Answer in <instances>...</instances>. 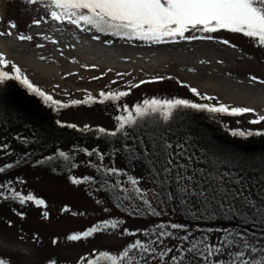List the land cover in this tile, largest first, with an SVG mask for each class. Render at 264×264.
I'll return each mask as SVG.
<instances>
[{
  "label": "snow or ice",
  "instance_id": "obj_1",
  "mask_svg": "<svg viewBox=\"0 0 264 264\" xmlns=\"http://www.w3.org/2000/svg\"><path fill=\"white\" fill-rule=\"evenodd\" d=\"M27 6L38 9L37 18L31 19L34 26L41 25L45 19L57 24L67 22L84 31L111 34L129 41L139 40L161 44L177 40L216 39V33L225 31L240 34L258 48L264 49V0H22ZM0 23L3 19L0 18ZM51 26V23L49 24ZM203 34V35H198ZM19 41H31V35L19 32L16 21L9 20L7 27L0 31V37L14 36ZM45 40L49 37L44 35ZM220 43L235 47L227 39ZM43 47V45H37ZM43 59V57H41ZM222 62V61H221ZM11 68V71L6 69ZM119 75V74H118ZM99 79V77H93ZM158 79H163L158 78ZM16 82L30 95L39 97L45 105L59 111L71 106L112 103L120 114L114 116L113 130L103 126L93 130L89 125L79 129L81 132L99 134L101 139L115 138L116 146L107 153L108 160L120 154L127 165L117 168L106 165L105 154L98 148L80 149L89 157L86 166L95 168L99 174L98 188H108L115 194L116 207L128 212L130 216L148 215L160 217L170 210L183 211L193 221L192 225L180 222H160L149 229L122 228L121 219H104L87 230L67 235L71 242L84 241L96 235L119 231L122 236L131 237L116 254L107 250H97L80 258L78 264H264V235L248 233L228 227H209L203 229L199 221L240 219L243 224L264 225V167L259 175H247L246 159L220 167H196L192 155L187 153L184 144H173L165 134L162 124L168 125L181 110L206 112L212 115L239 117L255 110L248 107H230L217 103H196L189 99L172 98L144 99L134 105L120 104L129 91L101 90L97 99L91 93L83 100L73 99L62 103L42 90L26 75L16 63L0 52V86L6 82ZM253 84L264 85L255 75L249 77ZM113 83H116L113 81ZM147 83L141 80L139 84ZM58 87V86H57ZM131 88L139 87L132 84ZM190 92L205 101L213 96L201 95L195 87ZM264 122V115L249 121L252 125ZM61 127L77 129L76 124H63ZM231 136L240 138L264 137L262 130H231ZM21 148L27 143L20 138ZM0 152L13 155L7 143L0 144ZM27 152L14 163L0 164V176H6L14 167L27 158ZM95 157V162L92 161ZM59 159L71 169L78 165L72 156L58 151L55 157L48 156L37 160V164L50 163ZM184 161V162H182ZM141 167V176L132 173ZM131 169V170H129ZM109 178L112 179L111 183ZM73 185L95 184L92 176H69ZM22 180H0V200L18 204L21 208L34 205L41 211L42 219H49L44 199L16 188ZM143 185V186H142ZM150 185L151 187H148ZM100 203V201H97ZM108 212V208L103 209ZM15 211V209H14ZM65 213L69 209H62ZM74 215L77 213H73ZM21 219L26 218L23 211H16ZM8 226H13L9 220ZM23 230L21 229V232ZM143 235L144 239L139 237ZM23 239V236L20 237ZM33 240H38L33 236ZM58 241L53 239L52 244ZM0 264H11L10 259L0 256ZM50 264L54 262L50 261Z\"/></svg>",
  "mask_w": 264,
  "mask_h": 264
},
{
  "label": "rangeland",
  "instance_id": "obj_2",
  "mask_svg": "<svg viewBox=\"0 0 264 264\" xmlns=\"http://www.w3.org/2000/svg\"><path fill=\"white\" fill-rule=\"evenodd\" d=\"M38 11L25 5L22 0H0V18L3 19L0 31L7 27V22L11 19L17 22L19 32L33 37L31 41H19L15 35L0 37V52L16 63L34 84L54 99L70 104L73 99L83 100L89 93L98 99L99 92L103 90L129 91V96L120 101L121 105H134L154 97L184 98L196 103H222L230 107H248L255 110L254 113L239 117L225 115L222 121L230 131H264V122L259 125L249 123L257 116L264 115V85L249 81V77L253 75L264 80V49L258 48L240 34L221 31L214 34L216 39L211 41L177 40L153 44L139 40L129 41L111 34L96 33L95 30L84 31L83 27L77 28L67 22L57 24L45 19L41 25L34 26L31 19L37 18ZM44 35L49 39L45 40ZM224 39L229 40L235 47L219 42ZM38 44L43 47H37ZM6 70L11 71V68ZM161 77L163 79H158ZM141 80L147 83L139 84ZM132 84H138L139 87L131 88ZM192 87L201 95L216 99L202 100L190 92ZM23 94L27 99L25 104L35 106V98L39 97L26 91ZM19 95L21 97L22 93ZM41 105L46 109L43 113L44 119L49 120L46 121L48 124L45 129L50 130L53 125L62 128L57 123L61 121L65 125L76 124L75 130L79 131L78 134L70 133L75 130L64 127L67 134L56 136L57 141H46L45 138L55 139L47 137L44 124H14L15 119L11 113L15 111L1 105L0 117H3L1 112H5L8 118L5 116L0 120V144L7 143L14 154L4 155L0 152V164L14 163L24 148L34 145L35 152H39L35 162L41 160V156L47 152L64 151L69 154L71 150L73 154L70 156H80L73 160L78 166L71 169L69 175L65 172L67 166L63 172H59L46 165L34 166L22 161L19 167H14L6 176H0V180H22L23 184H17L16 188L22 193L30 192L36 198L44 199L49 212V219L45 220L41 217L44 209L34 205L13 208L8 202H0V256L10 259L11 264H44L46 261H53L54 264H78L81 257L97 250L118 252L129 240L128 236H122L119 231L78 242L66 239L67 235L87 230L104 219H121L124 221L122 228H136L129 224L135 216H130L128 212L115 206V194L98 188L96 183L73 185L69 180L72 175H90L98 184L100 182L95 168L82 163L89 160V157L82 154L80 149H100L105 154L106 165L117 168L127 165L118 154L111 161L108 160L107 153L112 150L109 143H104L108 137L101 139L99 134L93 135L79 130L86 124L93 130L99 126L113 130L114 116L120 114L118 107L112 103L70 105L69 108L54 111L44 103ZM36 128L43 135H39ZM172 133L176 134L170 133L173 144H184L194 162L202 159L200 156L204 151L194 150L192 141L195 135L185 132L181 134L178 131ZM20 138L27 141L23 148ZM91 159L93 162L96 160L95 157ZM132 174L141 176V167L138 166ZM112 179L114 178H109L110 183ZM105 207L109 209L108 212L103 210ZM64 208L69 211L65 213L62 211ZM16 211H23L26 218L21 219ZM9 220L13 222L11 227L7 223ZM140 220L142 221L141 218ZM188 223L191 224L190 221ZM21 235L23 239L20 238ZM34 235L38 240H33ZM53 239L58 242L52 244Z\"/></svg>",
  "mask_w": 264,
  "mask_h": 264
},
{
  "label": "trees",
  "instance_id": "obj_3",
  "mask_svg": "<svg viewBox=\"0 0 264 264\" xmlns=\"http://www.w3.org/2000/svg\"><path fill=\"white\" fill-rule=\"evenodd\" d=\"M25 91L26 90L23 89L16 82H12V81L6 82V85L0 86V107L2 105L5 106L7 109H12L13 111H15L14 113H11V115L13 114L12 118L15 119L14 124L21 123L27 125L28 123L35 126H40L41 124H44L43 125L44 128L46 124H48L46 121L49 122V120L44 119L45 115H43V113L46 109L41 105L43 104L42 100L40 98H35L37 100V102L34 103L35 106H32V104L31 105L25 104V102H27V99L23 94V92ZM19 93H22L21 97ZM1 114L3 115L2 118L7 116L5 112H1ZM224 117L226 116L212 115L206 112H196L193 110H181L175 115V118L169 122L170 127L164 124H162L161 127L165 130V134L170 139H171V134L176 135L172 133L173 131H178L181 134L182 132H185L186 134L190 133L195 135L192 141V143L195 146L194 150L198 149V151L200 150L204 151V154L200 156V158L202 159L200 160L196 159V161H199L198 163L195 164L196 167H203L206 169L220 167L223 170L228 168L232 164L239 163L240 160L243 158L246 159L248 164L246 174L250 176L259 175L261 172V168L264 167V137H250V138L233 137L230 134L231 131L227 128V126H225L224 121H222ZM2 118L0 117V120ZM6 118H8V116ZM36 129L39 135H43L40 134L42 128L40 131L38 128ZM46 130L47 129L44 128L45 132ZM78 132H79L78 130H75V131H71L70 133L78 134ZM64 133H66L64 127L59 128L53 125L52 129L47 130V135H48L47 137H51L55 140H50L46 138L45 140L49 142L57 141L56 136L60 137L61 134ZM104 143H109L112 146L111 148L116 146L115 138L108 137V140H106V142ZM52 145L55 146V144ZM48 147L49 145L46 146L47 149ZM240 147L243 148L238 150ZM35 149L36 148L34 147V145H32V147H29L28 149L24 148L21 151L20 154L21 156H23L25 152H27L28 154L27 158L23 160V163L31 164L34 166L39 165L36 164L35 162L36 154L39 153V152H35ZM47 153L46 155L41 156L42 159L48 156L55 157L56 154V152H52L48 154ZM72 154L73 151L70 150L69 155ZM118 156L123 160L120 154H118ZM76 157H80V156L79 155L72 156L73 160ZM123 161H125V163L127 164L126 160ZM42 165L49 166L51 170L59 171V172H63L64 169L66 168L65 163L59 159H53L50 163H44ZM70 170L71 168L67 167V171L65 170V172L69 173L70 175L71 172ZM96 184L98 185L97 182ZM103 189L109 194L114 195V193L110 191L108 188L106 189L103 188ZM0 202H2V200ZM8 204L13 208H21L16 203L8 202ZM26 207L27 206H25L24 208ZM140 218L142 219V221L140 220ZM189 221L191 222V224L188 223ZM160 222H177V223L183 222L189 225L193 224L191 218L185 215L183 211H180L178 213H172L170 210L166 215H162L160 217H151L148 215L135 216V219L133 218L129 224L135 225L136 228L134 230L145 229V228L151 230L154 224ZM197 223H199L200 227L203 229H207L209 227H220V228L228 227L231 229H239L241 231H246L248 233H256V234L264 235V225L252 224V223L243 224L238 218L224 219L223 217H218L215 221H207V222L199 221ZM137 226L139 227L137 228ZM139 238L144 239L143 235H141ZM130 239L132 238L129 237V240ZM111 253L116 254L117 252H111ZM44 264H50V261H46Z\"/></svg>",
  "mask_w": 264,
  "mask_h": 264
}]
</instances>
